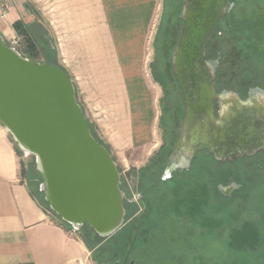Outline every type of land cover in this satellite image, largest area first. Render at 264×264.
Wrapping results in <instances>:
<instances>
[{
    "label": "rangeland",
    "instance_id": "rangeland-1",
    "mask_svg": "<svg viewBox=\"0 0 264 264\" xmlns=\"http://www.w3.org/2000/svg\"><path fill=\"white\" fill-rule=\"evenodd\" d=\"M228 1L235 6L216 25L209 39V58L221 55L217 74L219 90L231 89L244 96L249 88L258 86L264 89V0ZM182 5L183 0H161L148 43L147 71L155 100L153 145L157 146L141 168L124 171L118 167L125 202L134 205L128 206L130 218L127 220L126 217L124 229L113 239H108L99 252L91 251L95 245L88 244L100 242L91 228L84 227L75 234L88 246L90 264L263 263L262 251L255 257L257 251L250 249L255 235L246 220L255 214V178H260L264 189V160L250 156L235 165H225L202 152L192 170L163 179L183 116L181 91L171 64V54L183 27L180 19ZM32 33L35 39L37 36V41L32 38V43L25 45L24 35L18 32L22 41L15 44L9 40L7 43L31 61L52 62L60 66L47 31L37 25L32 26ZM43 40L48 43L46 47ZM89 125L93 135L107 147L98 138L92 124ZM19 159L24 180L39 202L47 206L39 191L42 179L36 170L35 159L21 153ZM258 164L256 175L255 166ZM225 176L248 186L247 192L227 199L216 196V185ZM137 196L139 199L133 203L132 198ZM210 204L222 206L212 209ZM51 214L59 222L58 217ZM211 215L216 217V222H208ZM239 218L248 227L245 229H251L245 235L239 230ZM243 243L251 247H240H245Z\"/></svg>",
    "mask_w": 264,
    "mask_h": 264
},
{
    "label": "water",
    "instance_id": "water-1",
    "mask_svg": "<svg viewBox=\"0 0 264 264\" xmlns=\"http://www.w3.org/2000/svg\"><path fill=\"white\" fill-rule=\"evenodd\" d=\"M234 6L228 0H183V27L171 54L183 116L163 179L189 171L205 143L252 156L256 136L264 150V89H250L244 101L233 91L216 93L221 56L206 60L208 36ZM214 101L222 110L219 118ZM0 124L20 153L35 159L39 191L63 223L73 230L87 225L102 239L125 226L121 173L93 136L73 80L55 65L25 58L1 33Z\"/></svg>",
    "mask_w": 264,
    "mask_h": 264
},
{
    "label": "crops",
    "instance_id": "crops-1",
    "mask_svg": "<svg viewBox=\"0 0 264 264\" xmlns=\"http://www.w3.org/2000/svg\"><path fill=\"white\" fill-rule=\"evenodd\" d=\"M161 0H6L0 33L41 26L79 103L118 167L139 169L154 143L155 104L147 48ZM20 38V37H19ZM12 138L0 124V264H90L84 241L53 219L21 173Z\"/></svg>",
    "mask_w": 264,
    "mask_h": 264
},
{
    "label": "flooded vegetation",
    "instance_id": "flooded-vegetation-1",
    "mask_svg": "<svg viewBox=\"0 0 264 264\" xmlns=\"http://www.w3.org/2000/svg\"><path fill=\"white\" fill-rule=\"evenodd\" d=\"M219 22H221V21H219ZM216 25H215L212 33L208 36V39H207V44H206V60L207 61L216 60V59H218V56H221L220 54H218L217 57L214 59L209 58V50H208L209 39L212 36V34L216 28ZM220 60H221V57H220ZM252 88H255V87H252ZM252 88H249L246 92V95H244V96H242L240 92L235 91V90H231V89L219 90V86L217 83V76H216V93H221L223 91H233V92H236L238 94V96L240 97V99L242 101H244L248 98L249 90ZM254 103H255V99H254ZM221 111L222 110L219 107L218 102L214 101L215 118H219V114L221 113ZM250 145H251V147H253L252 144H250ZM259 145H260V141L255 136V152H254L255 154L252 156L255 157V160L257 158H261L263 161L264 160L263 159L264 150H260ZM204 146H206L207 149L202 151V152H205L207 155L211 156L212 159H215L214 161H216L218 163H223L225 165H235L238 161L250 157V156H245L244 155L245 153L239 152L238 149L234 150V148L217 147L214 142L209 143V144L205 143ZM248 149H249V147L245 148L242 151H246ZM202 152H199V153H202ZM199 153H197L196 157L194 158V160L192 162V167L190 170H192L194 162L196 161ZM217 157H219L220 159L218 160ZM232 158H234V160H232ZM260 164H262V162ZM258 172H259V164L255 166V174L258 175L257 174ZM259 175H262V173H260ZM254 181H255V214L252 218H248V220H246V221H248L247 223H249L252 226V229H254V235H255V236H253V241H254L253 244L254 245H253V248H250V249H255V251H257V255L255 253V257H256V256H260L259 251H262L261 255H264V196H262V194H264V189L262 188L263 184H262V181L260 180V178H255ZM254 181H252V182H254ZM247 189H248V186L246 187L245 185L240 184L237 180L235 181L234 178H231L229 176H227V177L225 176V179L222 180L221 183L216 185V191L215 192L217 193L216 196L227 199V198H232L234 196V194H238V193H242V192L245 193V192H247L246 191ZM239 199H241V198H239ZM207 203L209 204V202H207ZM210 206L212 209L213 208L215 209L218 206H222V205L214 206V205L210 204ZM243 209H241V213L243 212ZM216 221H217L216 217L214 215H211V219L208 222H216ZM208 222H206V223H208ZM211 224H215V223H211ZM239 224H240V226H239L240 232L243 231L242 235H243V233L245 235L249 230L251 231V229H245L248 227L243 225V222H242V220H240V218H239ZM243 245L245 247L240 246V244H239V246L242 248L248 249L249 247H251V246H249V244H246V243H243ZM262 262H263L262 264H264V259L262 260Z\"/></svg>",
    "mask_w": 264,
    "mask_h": 264
},
{
    "label": "trees",
    "instance_id": "trees-1",
    "mask_svg": "<svg viewBox=\"0 0 264 264\" xmlns=\"http://www.w3.org/2000/svg\"><path fill=\"white\" fill-rule=\"evenodd\" d=\"M15 28H16V30H17V32H20L22 35H24V39H25V45H27V43H29V42H31L32 43V40L34 39L35 41H37V36H36V39H35V37L33 36V33H32V27H30V25H26V24H24L23 22H18L16 25H15ZM33 38V39H32ZM43 42H44V45H45V47L47 46V41H45V40H43ZM26 50H27V52H29V50H28V48H26ZM48 52L49 53H52V51L50 52V49H48ZM55 54V53H54ZM56 55V54H55ZM220 63H221V60H220ZM47 64H50V65H55V66H57V67H59L61 70H63V71H65L64 70V68H62V67H60L59 65H57V64H53L52 62H50V63H47ZM220 67V66H219ZM66 72V71H65ZM67 73V72H66ZM70 77V76H69ZM71 78V77H70ZM76 87V86H75ZM255 87H258V86H255ZM90 128H91V126H90ZM92 131V130H91ZM93 134V133H92ZM94 136V135H93ZM95 137V136H94ZM96 138V137H95ZM97 139V138H96ZM98 140V139H97ZM99 141V140H98ZM100 142V141H99ZM101 143V142H100ZM102 144V143H101ZM108 150H109V148L108 147H106ZM18 151V153H20L19 152V150H17ZM110 151V150H109ZM121 189H122V187H121ZM123 190V189H122ZM124 191V190H123ZM41 195H42V197H44L43 196V194L41 193ZM39 201V200H38ZM40 203V202H39ZM41 204V203H40ZM42 206L44 205L43 203L41 204ZM46 205V204H45ZM43 206V207H45L47 210H49V207H48V204H47V206ZM133 206L134 207V205L133 204H131V203H128V202H125L124 203V206H125V208L127 209V212H128V214H127V220L130 218V215H129V207L128 206ZM50 211V210H49ZM137 212V211H136ZM136 212L134 213V214H136ZM133 214V215H134ZM58 220H59V223L63 226V227H66L67 229H69V230H71V227L69 226V225H67V224H65V223H63L62 221H61V219L58 217L57 218ZM86 227H89V226H85V228ZM90 228V227H89ZM124 229V228H123ZM122 229V230H123ZM121 231V230H120ZM119 231V232H120ZM119 232H117L114 236H112V237H110V238H108V239H113ZM95 233V232H94ZM96 234V233H95ZM96 236L99 238V240H100V242H98V243H88L89 245L90 244H94L95 245V247H92L93 248V250L91 249V251H93V252H99V249H101L103 246H104V244H105V242L108 240V239H102V238H100L97 234H96ZM98 240V241H99ZM85 243V242H84ZM102 243V244H101ZM86 244V243H85ZM87 246V245H86ZM88 247V246H87Z\"/></svg>",
    "mask_w": 264,
    "mask_h": 264
},
{
    "label": "built area",
    "instance_id": "built-area-1",
    "mask_svg": "<svg viewBox=\"0 0 264 264\" xmlns=\"http://www.w3.org/2000/svg\"><path fill=\"white\" fill-rule=\"evenodd\" d=\"M0 4L4 6L6 4V0H0ZM13 41H14L15 44H18L22 40H20V38H15ZM137 199H139V196L132 198V202L133 203L136 202ZM77 232H79V230H73V229H71V233L73 235H75Z\"/></svg>",
    "mask_w": 264,
    "mask_h": 264
}]
</instances>
